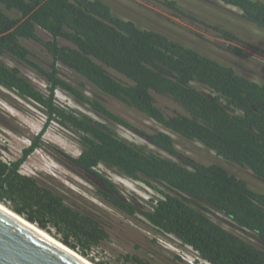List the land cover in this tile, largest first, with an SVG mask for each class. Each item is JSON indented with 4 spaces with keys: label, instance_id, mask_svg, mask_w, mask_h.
Masks as SVG:
<instances>
[{
    "label": "trees",
    "instance_id": "obj_1",
    "mask_svg": "<svg viewBox=\"0 0 264 264\" xmlns=\"http://www.w3.org/2000/svg\"><path fill=\"white\" fill-rule=\"evenodd\" d=\"M215 1L237 9L252 28L264 32V0ZM166 5L180 12L174 1ZM212 29L224 41L242 42L231 30ZM23 41L42 47L50 59L48 70L34 62ZM227 49L229 57L244 56L232 45ZM255 50L264 56V50ZM0 57L45 80L47 93L36 89L17 66L0 61V87L43 111L46 120L39 136L52 122L75 136L80 152L69 158L71 167L97 180L95 192L103 203L127 217L140 216L203 263L264 264V82L245 71L243 63L224 64L164 33L138 27L114 16L100 0H0ZM60 66L79 80L76 85L61 77ZM87 86L96 95L84 92ZM57 90L100 121L58 105ZM153 94L170 98L180 111L165 115ZM102 96L134 109L161 130L139 131L110 112ZM115 126L140 134L155 150L122 139ZM171 134L250 174L263 191L250 189L247 181L219 165L183 157ZM40 146L37 137L17 161L0 159V204L88 259L92 249L108 240V232L99 219L20 173L22 163ZM99 166L143 183L160 198L136 204L97 173ZM215 211L255 243L225 230L212 219ZM117 264L184 263L177 256L154 262L127 254Z\"/></svg>",
    "mask_w": 264,
    "mask_h": 264
},
{
    "label": "rangeland",
    "instance_id": "obj_2",
    "mask_svg": "<svg viewBox=\"0 0 264 264\" xmlns=\"http://www.w3.org/2000/svg\"><path fill=\"white\" fill-rule=\"evenodd\" d=\"M100 1L110 7L114 16L131 20L138 27L164 33L184 45L197 49L202 54L221 59L220 61L224 64L225 62L230 65L243 63L245 71L247 70L251 76L255 74L258 80L264 82V56L255 50V48L264 50V32L252 28L251 24L245 22L241 18L240 12L233 7L225 6L215 0ZM169 1H174L180 12L168 8L166 3ZM212 27L231 30L242 39V42L224 41ZM37 32L42 39H49L45 33ZM23 45L32 54L34 62L48 70L50 59L42 47L31 41H23ZM231 45L240 49L244 56L229 57L230 51L227 48ZM226 52L227 54H225ZM0 61L11 67L17 66L22 75L30 80L36 89L47 93V83L42 77L14 63L9 58L0 57ZM59 72L64 80L74 85L79 81L62 66L59 67ZM93 91L88 86L84 89L87 94L96 95ZM153 96L156 105L165 115L171 116L180 111L179 106L170 98L154 94ZM54 97L58 105L100 121L92 111L77 104L60 90L55 92ZM101 100L110 112L123 118L139 131L150 133L153 130H161L159 126L142 114L113 98L102 96ZM45 120L43 111L36 105L24 101L14 93L0 87V159L4 162L17 161L21 157L22 151L28 148L33 140L40 137L41 146L35 149L22 163L20 173L36 178L41 184L49 187L84 212L99 219L105 225L109 236L108 240L103 242L100 247L92 249L88 259L83 257L85 260L91 264L97 262L117 264V259L127 254H137L154 262H163L177 256L184 264H206L200 261L190 248L181 246L170 236L159 234L140 216L127 217L103 203L96 195L95 189L99 185L93 176L83 173L76 167H71L69 158L78 157L80 152L75 136L55 122H52L44 134L39 136ZM113 130L119 137L130 143L145 145L148 149L155 150L136 132L119 126L113 127ZM170 136L175 142L177 152L183 157L189 158L196 164L219 165L229 173L247 181L250 189L263 191V185L258 184L257 179L245 171L241 172L237 167L229 166L212 151L195 142L185 141L175 134ZM96 171L121 190L125 198L133 199L140 206L150 199L160 198L158 193L143 183L122 177L103 166H99ZM256 180L257 182H255ZM211 217L225 230L249 243H255L248 233L233 229L227 222L228 220L216 211ZM51 236L53 237V235Z\"/></svg>",
    "mask_w": 264,
    "mask_h": 264
},
{
    "label": "water",
    "instance_id": "obj_3",
    "mask_svg": "<svg viewBox=\"0 0 264 264\" xmlns=\"http://www.w3.org/2000/svg\"><path fill=\"white\" fill-rule=\"evenodd\" d=\"M0 264L85 263L0 209Z\"/></svg>",
    "mask_w": 264,
    "mask_h": 264
},
{
    "label": "bare ground",
    "instance_id": "obj_4",
    "mask_svg": "<svg viewBox=\"0 0 264 264\" xmlns=\"http://www.w3.org/2000/svg\"><path fill=\"white\" fill-rule=\"evenodd\" d=\"M0 209L2 211H4L5 213H7L8 215H10L11 217H13L14 219H16L17 221L21 222L22 224H24L25 226L29 227L30 229H32L33 231H35L36 233H38L39 235L43 236L44 238L48 239L49 241H51L52 243L56 244L57 246H59L60 248H62L63 250H65L66 252H68L69 254L73 255L74 257H76L77 259H79L80 261L84 262L85 264H91L90 262H88L87 260H85L83 257L79 256L77 253H75L74 251L62 246L60 243H58L51 235L46 234L45 232H43L42 230H39L35 227V225H30L28 224L26 221H24L22 218L17 217L16 215H14L9 209H7V207L3 206L2 204H0Z\"/></svg>",
    "mask_w": 264,
    "mask_h": 264
},
{
    "label": "flooded vegetation",
    "instance_id": "obj_5",
    "mask_svg": "<svg viewBox=\"0 0 264 264\" xmlns=\"http://www.w3.org/2000/svg\"><path fill=\"white\" fill-rule=\"evenodd\" d=\"M233 229H235V230H239L240 231V229H237V228H234V226L233 225H230ZM242 231V230H241Z\"/></svg>",
    "mask_w": 264,
    "mask_h": 264
}]
</instances>
